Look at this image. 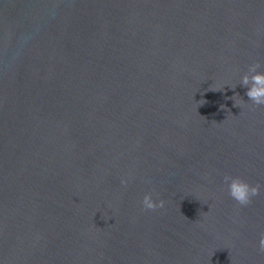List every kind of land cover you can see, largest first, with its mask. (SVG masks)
I'll return each instance as SVG.
<instances>
[{
	"label": "water",
	"instance_id": "95a60500",
	"mask_svg": "<svg viewBox=\"0 0 264 264\" xmlns=\"http://www.w3.org/2000/svg\"><path fill=\"white\" fill-rule=\"evenodd\" d=\"M256 61L264 0H0V264H264Z\"/></svg>",
	"mask_w": 264,
	"mask_h": 264
},
{
	"label": "clouds",
	"instance_id": "9594fccd",
	"mask_svg": "<svg viewBox=\"0 0 264 264\" xmlns=\"http://www.w3.org/2000/svg\"><path fill=\"white\" fill-rule=\"evenodd\" d=\"M261 67L262 65L258 61L251 63L248 66L247 72L241 77L240 80V85L247 89L245 95L249 98V101H251V105L253 107L264 106V71L259 70ZM218 90L219 89H214V91ZM230 99L234 101L235 107L240 108L244 103V100L238 93ZM204 103H206V101L201 100V104ZM223 180L227 185L229 197L240 207L250 206L253 203V199L261 195L262 185L259 183L253 185L239 176L230 175H225ZM127 183V180H121V184L127 185ZM141 204L144 210L154 211L157 208H162L164 206V201L160 200L157 203L153 200V194L147 193L143 196ZM258 251L261 254H264V234L260 235Z\"/></svg>",
	"mask_w": 264,
	"mask_h": 264
}]
</instances>
